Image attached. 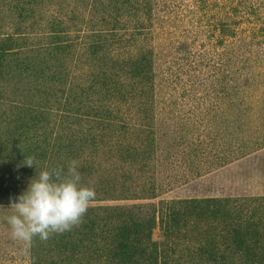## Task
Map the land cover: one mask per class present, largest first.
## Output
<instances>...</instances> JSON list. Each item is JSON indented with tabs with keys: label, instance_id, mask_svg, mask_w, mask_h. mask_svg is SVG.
Returning a JSON list of instances; mask_svg holds the SVG:
<instances>
[{
	"label": "rangeland",
	"instance_id": "obj_1",
	"mask_svg": "<svg viewBox=\"0 0 264 264\" xmlns=\"http://www.w3.org/2000/svg\"><path fill=\"white\" fill-rule=\"evenodd\" d=\"M64 5L70 11L78 6L86 18L93 19L87 20L89 28L103 23L80 0H51L46 3L47 12ZM147 14L145 33L149 35L143 46L154 53L155 109L149 111L146 134L123 129L126 133L119 136L135 144L154 140V145L137 153L134 165H126L127 173L109 147L82 150L77 146L73 154L82 155V165L77 160L82 166L81 184L96 192L92 205L125 204L122 199L129 194L135 198L133 191L143 185L157 186L155 203L264 197V0H153ZM8 18L7 14L0 17V27L5 25L6 30L14 23ZM70 18L72 26H82L76 15ZM114 20H108L109 28H123ZM25 32L32 34L33 29ZM35 43L29 35L25 46ZM69 64L72 72L76 64ZM46 84L24 76L0 85V135L8 134L1 124L8 116L40 106L49 109L45 119L50 130L55 129L63 116V102L60 92L49 90L51 84ZM87 122V117L72 118L70 126L89 130ZM91 126L97 128L101 144L103 123ZM115 132L104 131L109 138ZM53 162L54 167L64 163ZM21 168L0 160L3 194L5 189L22 194L38 176H24ZM10 199L15 198L1 196L0 206L7 209ZM10 214L0 211V264H108L105 254L88 255L93 248L78 246L82 223L53 234L46 242L37 237L25 248L11 236L5 219ZM156 232L155 238L161 240L159 229Z\"/></svg>",
	"mask_w": 264,
	"mask_h": 264
},
{
	"label": "trees",
	"instance_id": "obj_2",
	"mask_svg": "<svg viewBox=\"0 0 264 264\" xmlns=\"http://www.w3.org/2000/svg\"><path fill=\"white\" fill-rule=\"evenodd\" d=\"M47 2L51 0H0V17L7 14L14 21L10 30L0 27V85L24 76L51 84L49 90L61 94L63 116L52 131L47 107L8 116L1 122L8 134L0 135V160L22 166L24 176H35L44 169L66 170L71 160L81 163L82 155L73 154L77 146L98 150L102 145L119 157L127 173L137 153L154 145V140L135 144L119 136L126 130L146 134L149 111L155 109L154 53L143 46L153 0H80L103 21L97 29L88 27L93 19L78 6L47 12ZM71 14L82 24L73 25L77 31L71 30ZM113 17L123 28H109ZM29 28L33 35L25 32ZM29 35L36 41L31 48L25 46ZM70 62L76 64L72 72ZM81 117L88 118L89 130L70 126V119ZM96 121L104 127L101 144L91 126ZM108 129L116 130L111 138L104 133ZM24 156L35 157L34 167L23 165ZM56 159L64 163L54 167ZM152 187L139 186L135 198L129 194L122 199L125 204L92 205L83 217L78 246L93 248L88 255L105 254L108 264H264V197L155 203L157 186ZM9 192L0 191V197L20 195ZM134 200L140 202L129 204ZM158 229L161 240L155 238Z\"/></svg>",
	"mask_w": 264,
	"mask_h": 264
},
{
	"label": "clouds",
	"instance_id": "obj_3",
	"mask_svg": "<svg viewBox=\"0 0 264 264\" xmlns=\"http://www.w3.org/2000/svg\"><path fill=\"white\" fill-rule=\"evenodd\" d=\"M23 165L34 167V156H24ZM79 164L71 160L64 168L41 170L32 178L27 189L17 198L10 199V206L0 211H9L5 217L13 239L25 248L35 238L46 242L53 234H63L79 226L92 206L94 188L81 184Z\"/></svg>",
	"mask_w": 264,
	"mask_h": 264
}]
</instances>
